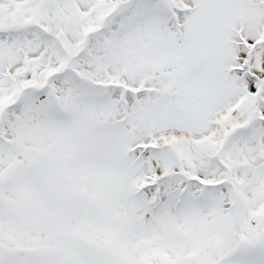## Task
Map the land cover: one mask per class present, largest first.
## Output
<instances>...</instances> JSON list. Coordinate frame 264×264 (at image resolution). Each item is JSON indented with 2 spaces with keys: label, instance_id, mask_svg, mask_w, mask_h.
Wrapping results in <instances>:
<instances>
[{
  "label": "snow or ice",
  "instance_id": "snow-or-ice-1",
  "mask_svg": "<svg viewBox=\"0 0 264 264\" xmlns=\"http://www.w3.org/2000/svg\"><path fill=\"white\" fill-rule=\"evenodd\" d=\"M0 264H264V0H0Z\"/></svg>",
  "mask_w": 264,
  "mask_h": 264
}]
</instances>
